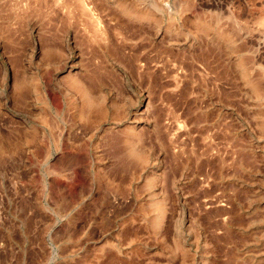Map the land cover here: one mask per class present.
<instances>
[{
    "label": "rangeland",
    "instance_id": "rangeland-1",
    "mask_svg": "<svg viewBox=\"0 0 264 264\" xmlns=\"http://www.w3.org/2000/svg\"><path fill=\"white\" fill-rule=\"evenodd\" d=\"M183 1L127 0L153 25L115 0H0V264H264V0ZM64 63L114 128L77 119ZM14 77L37 82L22 105Z\"/></svg>",
    "mask_w": 264,
    "mask_h": 264
},
{
    "label": "bare ground",
    "instance_id": "bare-ground-1",
    "mask_svg": "<svg viewBox=\"0 0 264 264\" xmlns=\"http://www.w3.org/2000/svg\"><path fill=\"white\" fill-rule=\"evenodd\" d=\"M188 3H189L188 1L187 2L183 1L182 2V4H181V7L183 8L182 10L185 11V9L188 7ZM115 5H116L117 9L120 10L121 15L123 17L127 18L128 20L129 19L130 20L133 19V20H135V21H137L139 23L140 22H142V23L143 22H146V23L149 22V24L153 23V25H158V23H159V17L157 18V15H156L157 13L155 14V13H152V12L146 11V10H138V9H136L134 7V5L129 4L127 2V0H115ZM154 8H156V7L154 6ZM195 24H196L199 32H202V33H204L206 35L211 34L210 32H212V30H213L212 26L210 24H208L205 20H198V21H196ZM215 31H217V30H215ZM215 34H216L215 35L216 38L222 39V40H224L227 43L230 42L231 38L228 39V36L226 34H222V33L218 32V31H217V33L215 32ZM213 37H214V34H213ZM52 51H53V49H52ZM52 51H51V49L45 50V51H43L45 54L44 53L43 54H44V56H50V55L53 54ZM54 53H56V52H54ZM48 65H49V63H48ZM63 65L66 68H68V67L70 68L68 70L67 80H68V83H69V87H70L71 93L66 94V95L69 97L67 100H69V101L71 100L70 101L71 102V106H72V109L76 112L77 119L79 121H81V122H84V123H86V122L87 123H93V122L96 121V119L98 117L106 118L109 115L110 118H111L110 121L111 120L113 121V122L111 121L112 122L111 126H113V128H114L118 124V122H117V120H118L117 119V110H115L116 109L115 105L111 104L110 108H112V112H108V109H106V107H105V102H104L105 100H103L104 98L101 95L98 96L99 93L97 95L94 93L95 90H94V87H93L94 86L93 85V83H94L93 80H90L88 83H85V82L81 81V79L79 80L80 77L77 78L75 75L73 76L72 74L71 75L69 74L70 71L72 70L71 66H68L66 63H64ZM238 68H239V70L241 72V75H243L244 78H246L245 82L248 83L251 91L256 94V98L260 97L261 93L259 91V87H258L257 83L255 81H253V80H248V78H247L248 67H247V65L245 63L244 58H240L239 59ZM7 71H8V69H6V68L3 69V74H2V81H4L3 87L6 86ZM21 78L14 77L15 80H14V83H13L12 90H13L14 95L16 96V99L18 101L17 103L22 105V104L25 103V100H26V98L28 96V90H29V93L37 94V88H36L37 82H35V80L33 78V80H31V81L28 80V82L25 81L23 83V82L20 81ZM23 84L24 85L28 84V86L30 88L27 90V87L24 88ZM68 104H70V103L68 102ZM119 115L120 114H118V116ZM44 117H41V118H43L42 120H41V118H39L41 120L40 122L42 123V125H45V123H46L45 122L46 118H44ZM126 127H127L126 128V131H127L126 133L129 134V137L126 140V144H127L126 145L127 146V150L126 151H127L128 156L130 157L131 160H134L136 162H140V163L144 162V158H145L144 154L138 147L139 144H140L139 132L133 126L130 127V125H129V127L128 126H126ZM262 128L264 129V124H263ZM109 129H112V128H109ZM27 136H25V138ZM31 137H32V134H29V139H30V141L33 142L34 135H33L32 138ZM27 138L25 140L27 142H29L28 141L29 139L27 140ZM116 138H115V140H116ZM146 160H145V162H147ZM150 184H152V179L147 180V185H150ZM152 185H154V184H152ZM152 206L156 210V213H155L156 215H155V217L153 219L152 225H154V227H156V229H160V227L162 226V224L164 222V219L166 218V214H167V211H168L166 203L163 202L162 200L158 199V200L154 201ZM175 246H176V248H179V245L175 244ZM176 250H178V249H176Z\"/></svg>",
    "mask_w": 264,
    "mask_h": 264
}]
</instances>
